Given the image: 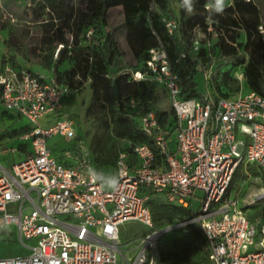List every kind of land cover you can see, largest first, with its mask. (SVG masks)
<instances>
[{"label": "built area", "instance_id": "built-area-1", "mask_svg": "<svg viewBox=\"0 0 264 264\" xmlns=\"http://www.w3.org/2000/svg\"><path fill=\"white\" fill-rule=\"evenodd\" d=\"M166 24L173 32L178 22L169 18ZM259 31L264 34V24ZM150 54L147 72L165 88L177 116L174 142L153 111L143 115L142 128L153 136L162 159L144 143L130 144L131 152L120 150L114 189L105 188L89 139L64 107L70 87L53 73L10 62L1 66L0 110L24 116L30 124L18 136L26 150L0 143L7 153L21 156L10 168L0 161V237L13 225L24 249L0 257V264H155L149 248L165 228L145 235L131 257L123 248L120 224L133 219L152 228L147 201L153 195L162 193L169 202L189 207L194 206L190 195L198 192L203 200L197 214L184 222L200 226L209 263L264 264V186L243 197L244 206L231 196L240 168L247 175L244 167L255 164L264 176V96L249 90L215 98L208 68L202 98L182 97L180 77L164 47L151 48ZM144 77L145 72H134V78ZM49 114L56 116L50 120ZM54 135L70 145L55 152L49 143ZM257 203L261 208L251 212Z\"/></svg>", "mask_w": 264, "mask_h": 264}, {"label": "trees", "instance_id": "trees-1", "mask_svg": "<svg viewBox=\"0 0 264 264\" xmlns=\"http://www.w3.org/2000/svg\"><path fill=\"white\" fill-rule=\"evenodd\" d=\"M208 4H214V0H192L190 14L183 6V0H31L33 14L40 20V49L45 66L53 69L58 81L67 84L72 93L82 92L86 84L91 90L85 115L93 116L98 122L90 145L103 178V168L114 167L116 170L119 151L131 152L130 144H148L159 160L162 159L153 136L142 128L143 115L153 111L158 124L167 131L170 142H174L176 113L159 104L162 92H167L146 69L151 48L162 45L166 50L173 70L180 77L182 97L202 98L206 85L200 88L195 76L208 68L212 69L208 86L215 98L231 97L249 90L264 96V34L259 31V25L264 24V0H225L223 13L206 8ZM250 5L254 10L249 13ZM117 6L123 8L122 28L131 59L127 58L120 43L119 28L110 26V12ZM169 18L178 22L173 32L166 24ZM198 27L205 35L201 42L195 35ZM0 28L9 31L4 40L8 50L25 55V48L14 34V25L0 21ZM243 33L245 40L241 41ZM215 35L217 39L212 43ZM195 40H198L197 48ZM7 62L20 66L16 55H3L0 68ZM65 62L70 63L69 68L61 70L60 66ZM225 65L230 67L225 69ZM240 67L247 88L236 93L225 91L227 84H239L232 70ZM137 70L145 72V77L134 78ZM20 118L14 112L0 110V123ZM28 129V125H22L0 131V143L17 138ZM80 135L88 137L89 134L80 132ZM115 139L126 141L118 152L112 146ZM26 146V143H18L21 150H26ZM147 204L154 223L173 224L197 214L194 206L169 202L162 193L153 195ZM188 225L201 246L206 248L207 241L198 223L192 221ZM161 258L169 259L172 264L209 262L207 248L206 256L196 250H180L164 253Z\"/></svg>", "mask_w": 264, "mask_h": 264}, {"label": "rangeland", "instance_id": "rangeland-1", "mask_svg": "<svg viewBox=\"0 0 264 264\" xmlns=\"http://www.w3.org/2000/svg\"><path fill=\"white\" fill-rule=\"evenodd\" d=\"M174 6L177 8L176 3ZM122 6H117L112 8L110 12L109 22L110 26L118 27V37L120 43L124 50L127 52V58L131 59L132 55L130 48L125 38V33L122 28V23L124 20ZM254 7L250 5L248 12H252ZM46 16V15H45ZM0 21L5 23L10 22L14 25V34L20 39L23 47L25 48V55L17 54L12 50H8L4 43V40L8 38V29L0 28V61L3 55H16L18 65L27 68L33 72H39L44 74H51L53 69L47 68L44 64L45 58L42 50L40 49V37H41V25L40 20L37 19L32 10L31 0H0ZM90 35V31L87 33V37ZM196 38L199 42L204 40V32L200 28L195 30ZM212 43L217 39L214 36ZM241 41L245 40L244 33L240 37ZM86 42V41H84ZM61 47V45H59ZM211 47V46H210ZM212 49V47H211ZM57 50L55 52V57ZM70 63L65 62L60 66L61 70L69 68ZM229 65H225L224 68H229ZM232 74L239 84H227L224 87L225 91L236 93L242 89H246L247 85L242 74V67L235 68L232 70ZM196 80L199 82L200 88H205V75L204 72L200 71L195 76ZM91 99V90L86 84L82 92H73L64 98V107L71 113L78 122L79 132L85 134L88 133L87 139H91L92 135L98 129V122L93 116H86L85 110ZM159 104L167 110L171 109L170 98L167 93L162 92V98ZM55 114H49L50 120L55 118ZM30 124L29 120L21 116L19 120L13 121V119H8L0 123V131L7 128L18 127L22 125ZM20 138H11L8 140L7 145L10 147L12 145H18ZM49 143L52 145L55 152L59 153L63 148L70 145L66 142L60 135H54L49 138ZM5 145V144H4ZM126 145L124 140H113L112 146L115 152H118L123 146ZM6 146V145H5ZM20 153L16 152H6L5 149L0 147V161L6 167H11L14 161L20 159ZM249 174H243L242 168L239 169L236 174L234 189L232 190V197L238 196L240 199L239 205L244 206L243 197L253 190H258L264 186V176L259 173L261 170L255 164H249L245 166ZM105 179L113 177L115 174L114 167L105 166L104 168ZM106 189H111L105 185ZM192 198V203L196 209L202 203L203 197L202 193H194L190 195ZM251 212L260 209L261 203L253 204L249 207ZM165 228V229H164ZM164 229L156 240L154 246L149 248V253L155 254L156 262L155 264H172L169 259L161 258L164 253H173L180 250H196L201 256H206V248L201 246L198 238H196L189 226L184 221H176L173 224H167L165 221L154 223L152 228L144 225L143 223L129 219L120 224V239L123 244V248L128 250L129 255L132 257L140 246V242L145 235L151 233L152 231ZM24 252L23 246L18 238V230L15 226L9 225L5 227L4 233L0 237V257L2 256H13L22 254ZM207 264H210L207 262Z\"/></svg>", "mask_w": 264, "mask_h": 264}, {"label": "clouds", "instance_id": "clouds-1", "mask_svg": "<svg viewBox=\"0 0 264 264\" xmlns=\"http://www.w3.org/2000/svg\"><path fill=\"white\" fill-rule=\"evenodd\" d=\"M183 6L187 9L188 13H192V0H183ZM205 7L210 10L214 9L216 13H223L225 8V0H214V4H208ZM117 183V178L113 176L107 179L106 186L114 189L116 188Z\"/></svg>", "mask_w": 264, "mask_h": 264}, {"label": "crops", "instance_id": "crops-1", "mask_svg": "<svg viewBox=\"0 0 264 264\" xmlns=\"http://www.w3.org/2000/svg\"><path fill=\"white\" fill-rule=\"evenodd\" d=\"M115 174H116V170H115ZM115 176V175H114Z\"/></svg>", "mask_w": 264, "mask_h": 264}]
</instances>
